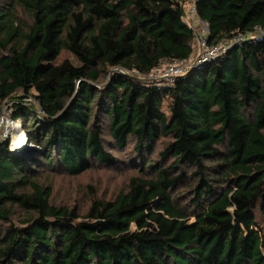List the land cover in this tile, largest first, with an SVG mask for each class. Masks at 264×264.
<instances>
[{"label": "trees", "instance_id": "trees-1", "mask_svg": "<svg viewBox=\"0 0 264 264\" xmlns=\"http://www.w3.org/2000/svg\"><path fill=\"white\" fill-rule=\"evenodd\" d=\"M193 5L209 44L242 39L154 81L196 55L183 0H0V111L27 135L0 138V264H264V0ZM95 167L130 175L54 203L43 176Z\"/></svg>", "mask_w": 264, "mask_h": 264}, {"label": "rangeland", "instance_id": "rangeland-1", "mask_svg": "<svg viewBox=\"0 0 264 264\" xmlns=\"http://www.w3.org/2000/svg\"><path fill=\"white\" fill-rule=\"evenodd\" d=\"M183 2L184 10L186 13L191 0H183ZM197 27L198 29L201 28V26ZM148 78H150V76H148ZM154 81L160 80L159 78H157ZM3 106L0 111L1 119H10V110ZM8 125L9 127L7 128L6 125L4 126L2 123L0 124V138H9L16 142V139L14 137L15 135H19V132H21L24 136L23 140L25 139V128L19 125L16 126V124L13 123L10 124V122ZM15 146H17V144ZM18 147L19 146H17V148ZM23 148L24 146L22 147V150ZM129 175V172L126 170L114 171L111 169L108 170L101 167H95L78 176L59 174L53 175L50 178H47V176H43V178L44 182L48 183L52 187V199L56 205H65L68 207H72L73 204H77L78 206L82 207L86 202H88L86 195L87 185H92L95 191L98 193L111 195L125 186L126 179Z\"/></svg>", "mask_w": 264, "mask_h": 264}, {"label": "built area", "instance_id": "built-area-1", "mask_svg": "<svg viewBox=\"0 0 264 264\" xmlns=\"http://www.w3.org/2000/svg\"><path fill=\"white\" fill-rule=\"evenodd\" d=\"M194 0H191L189 7L185 13V20L191 27H193L194 31L196 32V55L185 61V62H177V61H166L163 62L157 69L154 70L153 73L150 74V79L156 80L159 78L160 81H171L178 75L185 73L187 70L193 68L196 65L202 64L204 62H208L213 60L219 54L224 53L227 51L237 40H241L242 37L239 36L236 38L235 42L229 39H222L214 44H209L207 37H206V24L197 18L195 14V9L193 5ZM197 26H201L198 29ZM160 73V74H157ZM155 75V76H154ZM3 107H6L5 105ZM7 108V107H6ZM8 109V108H7ZM10 124H18L17 122H13L11 119L2 118L0 114V124L2 123L4 126L6 125L7 128ZM26 134V132H25ZM1 139H9V138H1ZM23 143L27 145V137L23 140ZM9 144L15 145L13 140L9 139Z\"/></svg>", "mask_w": 264, "mask_h": 264}, {"label": "bare ground", "instance_id": "bare-ground-1", "mask_svg": "<svg viewBox=\"0 0 264 264\" xmlns=\"http://www.w3.org/2000/svg\"><path fill=\"white\" fill-rule=\"evenodd\" d=\"M15 139H16V142L15 141H13V143L16 145L17 144V146H19L18 148H17V146H15L14 145V151H20V150H22V147L24 146V148H23V150L26 148V146H25V144L23 143V138H24V136H23V134L21 133V132H19V135H15V137H14Z\"/></svg>", "mask_w": 264, "mask_h": 264}, {"label": "clouds", "instance_id": "clouds-1", "mask_svg": "<svg viewBox=\"0 0 264 264\" xmlns=\"http://www.w3.org/2000/svg\"><path fill=\"white\" fill-rule=\"evenodd\" d=\"M26 137H27V135H26Z\"/></svg>", "mask_w": 264, "mask_h": 264}]
</instances>
